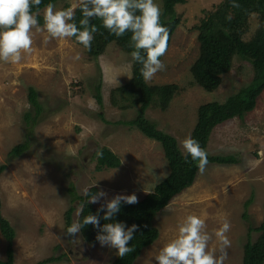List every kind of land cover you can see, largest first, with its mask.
Instances as JSON below:
<instances>
[{
    "label": "rangeland",
    "instance_id": "374dc122",
    "mask_svg": "<svg viewBox=\"0 0 264 264\" xmlns=\"http://www.w3.org/2000/svg\"><path fill=\"white\" fill-rule=\"evenodd\" d=\"M224 1L187 0L176 6L180 23L161 58L166 67L148 82L179 86L166 110L150 106L146 115L161 130L174 135L183 152L181 141L192 136L199 107L225 102L254 78L253 65L237 58L218 90L209 92L194 80L201 20ZM74 3L76 0L57 1L55 10ZM155 3L162 11L163 1ZM45 9L38 14L44 16ZM261 18L256 12L243 15L244 40L255 37ZM39 27L43 30L32 29V51L23 53L18 64L0 61V165L8 161L14 146L27 143L23 155L11 161L0 176L2 211L17 232L14 261L115 264L117 249L90 244L81 233L76 237L78 244L70 241L73 238L66 235V213L75 207L72 223L79 221L82 202L73 199L75 195L85 197V188L105 191L108 200L133 193L138 200L143 199L170 173L165 151L160 142L125 123L134 119L139 109L129 96L119 92L133 77L131 53L113 42L102 54L92 56L73 37L51 38L44 22ZM116 77L119 84L111 82ZM31 88L37 91L43 110L34 126L26 124L24 118L29 111L36 113L29 100ZM98 88L102 103L97 99ZM104 146L121 158V166L96 169L95 155ZM207 152L235 155L239 163L207 164L194 185L156 216L153 224L159 229V238L134 264H157L159 251L177 236L178 225L192 214L205 219V230L210 234L225 219L230 223L227 235L231 247L224 264H243L245 246L258 241L262 232L254 229L264 221V93L244 120L231 119L212 132ZM104 203L102 198L94 205L100 209ZM137 241L135 236L130 242ZM7 248L0 231V259L7 260ZM218 249L219 242L213 236L209 250L219 255ZM51 258L56 260L48 261Z\"/></svg>",
    "mask_w": 264,
    "mask_h": 264
},
{
    "label": "trees",
    "instance_id": "16d2710c",
    "mask_svg": "<svg viewBox=\"0 0 264 264\" xmlns=\"http://www.w3.org/2000/svg\"><path fill=\"white\" fill-rule=\"evenodd\" d=\"M57 1L60 0H42L38 7L33 5L32 12L39 13L48 4L54 5ZM162 1L163 10L160 22L169 29L170 47L172 37L180 23V18L175 15V8L178 4L186 3L187 0ZM234 5H238V7ZM255 12L261 14L262 25L255 37L247 41L242 36L240 19L243 15L248 16ZM136 14L139 15L140 13L137 12ZM229 16H231L230 20L227 19ZM37 18L39 24L44 22V16L38 14ZM83 18L82 12L77 8L73 22L80 27L79 22ZM91 25L97 27L89 49L92 56L102 54L107 46L113 42L128 53L135 50L131 41V32H126L123 36L117 37L103 27V21L99 17L91 18L89 27ZM199 30L200 54L192 71L195 82L204 89L209 92L218 90L223 82V77L232 70L233 63L237 58L249 61L254 69L252 82L243 87L237 94L230 96L225 102H209L199 107L198 121L192 137L198 140L201 147L207 152L212 132L219 125L231 119L244 120L250 112L257 108L259 98L264 93V0H225L216 7L215 11L207 13L206 17L201 20ZM141 67V64L133 61V77L130 83L119 88V92H122L124 96H129L128 100L132 101V105L139 106L137 116L125 123L136 126L145 136L162 144L170 173L151 193L138 200V203L132 205L122 203L121 210L115 215L113 221H104L102 219L104 212H100L101 226L104 223L114 221L123 222L128 227L133 224L139 226L138 231L134 233V237H138V241L130 242L129 245L135 250L123 258L118 256L115 264H134L144 249L156 242L160 235L159 229L153 224L156 216L169 206L176 197L194 185L199 175L198 161H193L187 153L181 150L179 141L174 135L161 130L146 115V111L150 106L166 110L170 106L179 86L176 84L150 85L145 83L140 72ZM97 99L102 103L100 88H98ZM29 100L35 107L36 113L33 114L32 111H29L24 118L26 124L34 126L40 120L39 117H41L43 110L38 101V93L33 88L30 89ZM26 148L27 143L12 148L8 161L0 165V176L11 161L23 155ZM207 154L208 164L239 163V159L235 155H210L208 152ZM95 160L97 170L118 168L122 164L121 158L107 146L101 147L97 151ZM90 191L97 192L98 189L94 187ZM77 199L82 202L79 221H82L85 216L91 213H97L98 209L94 203H88V196L75 195L73 200L76 201ZM249 203L248 201L245 205L248 206ZM74 210L75 207H71L66 213L67 228L72 224ZM244 216L248 218L246 213ZM250 230L253 231L251 228ZM255 230L262 232V234L256 243L249 242L245 246L243 264H264V221ZM0 231L8 243V258L7 260L0 259V264H16L14 261V241L17 232L10 220L3 214L1 194ZM97 234L98 229L91 224L81 230L84 240L90 244H99L96 240ZM54 260L56 258H51L48 261Z\"/></svg>",
    "mask_w": 264,
    "mask_h": 264
},
{
    "label": "clouds",
    "instance_id": "9594fccd",
    "mask_svg": "<svg viewBox=\"0 0 264 264\" xmlns=\"http://www.w3.org/2000/svg\"><path fill=\"white\" fill-rule=\"evenodd\" d=\"M41 2L42 0H0V61L18 64L23 58V53L32 51V29L43 30L39 27L38 13H33L32 7L33 5L38 7ZM77 8L84 17L79 22L80 27L73 22ZM137 12L140 14L137 15ZM161 15V7L155 0H76V3L61 10H55V6L50 3L44 12V29L51 38L63 40L75 37L86 49L91 48L93 34L97 31L95 25L89 27L91 18H101L103 27L117 37L131 32V41L135 49L131 52V57L133 61L142 65L140 72L145 83H148L157 72L163 71L166 67L161 57L168 51L170 33L160 22ZM227 19L230 20L231 16ZM111 82L119 84L117 77ZM89 106H92L91 102ZM181 145L193 161H198L199 172L203 174L208 164L205 149L190 134L181 141ZM254 163L258 164L249 161V164ZM84 194L88 196L89 204L99 203L102 198H105V203L101 204L96 214L91 213L82 221L73 222L67 228L66 235L73 238L70 241L78 244L80 241L76 237L83 228L91 224L98 229L96 240L101 246L117 249L116 254L121 258L132 253L135 249L129 246L130 241L133 240L139 226L133 224L128 227L125 223L117 221L101 226L100 212H104L102 217L104 221H113L121 210V204H136L139 202L138 196L135 193L117 194L108 200L105 191L91 192L88 188L84 189ZM230 228V223L225 219L222 226L210 234L205 230L204 218L195 214L188 215L178 225L177 236L155 257L157 264H224L228 257L227 249L231 247L227 235ZM213 236L219 242V255L216 251L209 250Z\"/></svg>",
    "mask_w": 264,
    "mask_h": 264
}]
</instances>
